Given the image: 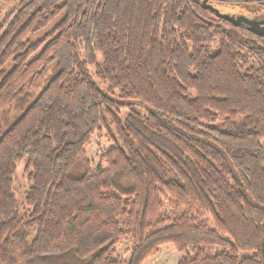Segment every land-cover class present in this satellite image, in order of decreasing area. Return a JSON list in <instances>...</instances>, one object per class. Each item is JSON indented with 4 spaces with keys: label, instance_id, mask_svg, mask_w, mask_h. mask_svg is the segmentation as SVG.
I'll return each instance as SVG.
<instances>
[{
    "label": "trees",
    "instance_id": "trees-1",
    "mask_svg": "<svg viewBox=\"0 0 264 264\" xmlns=\"http://www.w3.org/2000/svg\"><path fill=\"white\" fill-rule=\"evenodd\" d=\"M167 246L178 264H264V36L203 0H20L0 23V264Z\"/></svg>",
    "mask_w": 264,
    "mask_h": 264
},
{
    "label": "rangeland",
    "instance_id": "rangeland-1",
    "mask_svg": "<svg viewBox=\"0 0 264 264\" xmlns=\"http://www.w3.org/2000/svg\"><path fill=\"white\" fill-rule=\"evenodd\" d=\"M20 0H2L1 6H2V13L0 14V23L4 19L7 13L14 10ZM42 36V34H41ZM105 86V85H103ZM137 108L138 111H141L143 107ZM144 111V109H142ZM113 147L112 142L110 141L107 133L103 130L102 133H97L93 136L90 146L87 148V156L88 159L92 163V167L94 170H96L100 165V159ZM29 188V181L27 173L25 172V164L24 162H21L18 164V170L16 175V181H15V192L19 199H23L25 191ZM212 224V221H210ZM131 247V243L127 241L126 243L122 244L118 248V254L119 256L124 259L128 260L129 255V249ZM184 255L178 253L172 246H167L161 248L158 256L153 259L147 260L145 264H178Z\"/></svg>",
    "mask_w": 264,
    "mask_h": 264
},
{
    "label": "water",
    "instance_id": "water-1",
    "mask_svg": "<svg viewBox=\"0 0 264 264\" xmlns=\"http://www.w3.org/2000/svg\"><path fill=\"white\" fill-rule=\"evenodd\" d=\"M209 0H203V7L206 9H210L212 12H215L220 18L225 19L228 22H232L236 27L241 26L242 24H245L249 27V30L252 33H256L258 36H264V28L261 26L260 23L251 21L246 17H235L232 15L222 14L218 9L216 10L211 5L208 4Z\"/></svg>",
    "mask_w": 264,
    "mask_h": 264
},
{
    "label": "flooded vegetation",
    "instance_id": "flooded-vegetation-1",
    "mask_svg": "<svg viewBox=\"0 0 264 264\" xmlns=\"http://www.w3.org/2000/svg\"><path fill=\"white\" fill-rule=\"evenodd\" d=\"M258 1H262V3H260L262 6H258L255 7L253 10L254 12L252 13H248L246 15L240 14V15H235V17H246L251 21H255L261 24V26L264 28V0H258ZM261 10V11H260Z\"/></svg>",
    "mask_w": 264,
    "mask_h": 264
}]
</instances>
